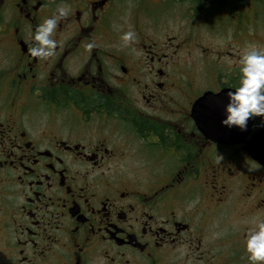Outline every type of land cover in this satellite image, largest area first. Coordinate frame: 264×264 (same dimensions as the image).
Returning a JSON list of instances; mask_svg holds the SVG:
<instances>
[{
    "label": "flooded vegetation",
    "instance_id": "af4514ba",
    "mask_svg": "<svg viewBox=\"0 0 264 264\" xmlns=\"http://www.w3.org/2000/svg\"><path fill=\"white\" fill-rule=\"evenodd\" d=\"M153 5L0 0V264H250L264 124L250 118L222 143L192 114L206 93L235 90L240 57L230 43L206 56ZM60 7L55 54L32 57L36 27ZM231 29L226 38L252 46V31ZM225 103L196 115L203 123Z\"/></svg>",
    "mask_w": 264,
    "mask_h": 264
},
{
    "label": "clouds",
    "instance_id": "9594fccd",
    "mask_svg": "<svg viewBox=\"0 0 264 264\" xmlns=\"http://www.w3.org/2000/svg\"><path fill=\"white\" fill-rule=\"evenodd\" d=\"M67 12L64 8L45 18L35 30L33 40L35 43L28 49L34 58H48L55 54L57 41L53 33L58 21L64 18ZM125 43L134 42L136 33L129 28L121 35ZM95 42H88V50L94 48ZM239 84L235 90L225 91L226 103L222 108L221 126L236 127L243 131L250 118L260 117L264 124V51L255 46L245 51L240 59ZM244 251L250 264H264V221L259 222L255 229L249 230L245 235Z\"/></svg>",
    "mask_w": 264,
    "mask_h": 264
},
{
    "label": "rangeland",
    "instance_id": "374dc122",
    "mask_svg": "<svg viewBox=\"0 0 264 264\" xmlns=\"http://www.w3.org/2000/svg\"><path fill=\"white\" fill-rule=\"evenodd\" d=\"M153 1L154 5L152 8L157 9V11L150 12L157 14L161 19L167 20L174 31L177 27L183 26L189 35L196 38L195 40L198 44L204 46L205 50L208 49L206 53L210 54H206V56L211 55L213 50L224 47L225 44L230 43L231 52L235 53L236 56H239L241 59L244 52L249 50L248 44H246L247 40L241 43L245 40L243 36H238L236 39L237 42L232 39V36L226 38V33L232 30L231 28L236 30L237 33H246L247 30L249 32L252 31V46H255L259 51H264V46L261 45L264 39V3L247 2L240 5L238 7L239 10L237 9L238 11L229 12L228 9L219 6L220 4H224V1L218 2L219 0H215L213 1L214 4L208 5L207 7L204 6L202 9H199L198 6V10L195 11V14H192L193 7L197 5H193L189 0L183 2H167L164 5L156 3V0ZM131 7L130 4L121 6L120 9L126 12L124 15L125 17L130 13ZM198 52L203 56L204 53H201V49H199ZM198 60L199 57L195 53L194 61ZM217 251L218 248H214L208 254L217 256ZM225 251L226 250L221 253H225ZM237 258L239 261V256ZM238 261L235 264H245L244 257L240 259V262ZM187 264L192 263L189 261Z\"/></svg>",
    "mask_w": 264,
    "mask_h": 264
},
{
    "label": "water",
    "instance_id": "95a60500",
    "mask_svg": "<svg viewBox=\"0 0 264 264\" xmlns=\"http://www.w3.org/2000/svg\"><path fill=\"white\" fill-rule=\"evenodd\" d=\"M224 92H220L219 94H212V93H206L202 98L199 99V101L197 102V105L199 103H204V102H217L220 103L222 101L225 100L224 98ZM195 106V108H193V113L195 114L193 115V119L195 120L196 124L200 125V126H204L205 130H204V135L207 138H210L214 141H218V142H229L232 139L235 138H239L242 136V132L239 130H234L233 127L228 128V127H224L221 126L220 124V120L222 119V107L218 106L215 110V112H212L210 114H212V117H203L204 122L202 123L200 120H202V116H197L196 112L198 111L197 108L198 106ZM200 105V104H199ZM220 126V128L222 130H220L218 127ZM207 127V128H206ZM212 128L213 130H209L208 128ZM215 129V130H214ZM238 129V128H237ZM257 159H260V156H258Z\"/></svg>",
    "mask_w": 264,
    "mask_h": 264
},
{
    "label": "trees",
    "instance_id": "16d2710c",
    "mask_svg": "<svg viewBox=\"0 0 264 264\" xmlns=\"http://www.w3.org/2000/svg\"><path fill=\"white\" fill-rule=\"evenodd\" d=\"M171 1H185V0H171ZM214 0L210 1V0H207V3H206V0H189V2H191L193 5H197L196 7H193L194 11H197L198 10V6H199V9H202L204 6L207 7L208 5H211V4H214L213 3ZM219 1H222V0H219ZM241 0H231V2H228L226 1L224 4H220L219 6L223 7V8H226L228 9L229 12H234L238 9V7L240 6V2ZM253 2H260V3H263L264 0H253Z\"/></svg>",
    "mask_w": 264,
    "mask_h": 264
}]
</instances>
